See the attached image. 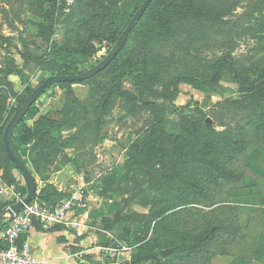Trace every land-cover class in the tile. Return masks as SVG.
<instances>
[{
  "label": "rangeland",
  "instance_id": "1",
  "mask_svg": "<svg viewBox=\"0 0 264 264\" xmlns=\"http://www.w3.org/2000/svg\"><path fill=\"white\" fill-rule=\"evenodd\" d=\"M143 2L0 0V133L28 90L66 64L62 49L94 50L76 62L80 73L91 70ZM161 7L125 49L134 62L125 78L107 70L53 87L26 121L35 136L22 142L18 129L13 137L39 188L51 182L70 193L81 185L87 211L104 216L88 220L86 236L95 233L94 245L107 251L75 247L82 264H220V251L244 258L246 233L251 240L260 226L264 0H161ZM155 142L165 153L154 151ZM216 147L220 165L203 181L197 161L209 167ZM149 149L154 155L145 157ZM60 162L67 168L53 171ZM80 176L96 181L84 186ZM26 195L0 140V213ZM181 198L189 205L176 209ZM214 226V239L194 251L196 237Z\"/></svg>",
  "mask_w": 264,
  "mask_h": 264
},
{
  "label": "trees",
  "instance_id": "2",
  "mask_svg": "<svg viewBox=\"0 0 264 264\" xmlns=\"http://www.w3.org/2000/svg\"><path fill=\"white\" fill-rule=\"evenodd\" d=\"M145 1V0H144ZM144 3V2H143ZM142 3V4H143ZM142 6V5H141ZM140 6V7H141ZM162 7H161V0H153L152 1V3L149 5V7L147 8V10H146V12L144 13V15H143V17L137 22V24H136V26H135V28L131 31V33L129 34V37H128V40H127V43H126V45H125V47L123 48V50L119 53V55L112 61V63L103 71V72H105V71H107V70H110V71H112L113 73H115V72H117L118 70H120V72L118 73V75H119V77L120 78H125L126 76H127V74H128V70H130V69H132L133 68V66H134V62H133V60H132V58H130V57H128V56H126L125 54H124V51H125V49L127 48V46H128V44H129V42L133 39V37H134V35L137 33V28H138V26L141 24V22H143L144 20H145V18L148 16V15H152L153 16V14H155V13H157V12H160ZM138 11V10H137ZM132 20V19H131ZM130 23V22H129ZM129 23L127 24V25H125L124 27H123V30L121 31V33H120V36L122 35V33L125 31V29L127 28V26L129 25ZM120 38V37H119ZM119 40V39H118ZM118 40H116L115 41V44L117 43V41ZM63 51H62V54L63 55H65V58H66V64L65 65H63V66H61L60 68H59V73L56 75V76H78V75H81V74H84L85 72H83V73H80L79 71H78V67H77V65H76V62L77 61H79V60H81L87 53H89V54H93V51L94 50H92V51H89V50H81V51H71V50H66V49H62ZM111 50H112V48H110L109 50H108V52H107V55L111 52ZM106 57V56H105ZM104 57V58H105ZM103 58V59H104ZM101 62V61H100ZM224 64H222V66H223ZM94 67H96V66H94ZM94 67H92V68H94ZM91 68V69H92ZM103 72H101L100 74H102ZM100 74H98L96 77H98V76H100ZM96 77H94V78H96ZM93 78V79H94ZM92 80V79H91ZM89 81V80H88ZM86 82V81H85ZM82 83H84V82H82ZM77 84H81L80 82H75V83H60V84H54V85H52L49 89H47L46 91H45V93L48 91V90H50V89H52L53 87H61V88H64V87H66V86H71V85H77ZM31 94L34 92V90H31V89H29L28 90ZM44 93V94H45ZM43 94V95H44ZM247 96V98H250V95H246ZM24 104V102H22V104H21V106ZM20 106V107H21ZM20 107H18L16 110H15V112H17L18 110H19V108ZM37 113H39V109L37 108V106H36V103L32 106V108L30 109V111H29V113L27 114V116L22 120V122L20 123V125H19V127L17 128V130L18 129H21L22 130V136H21V141L22 142H28L29 141V139L31 138V137H34L35 136V129H33V128H31V127H29V126H27V124H26V121H27V119H30V118H32L35 114H37ZM11 119H12V117L11 118H9V120H7V121H5V123H4V126L2 127V129H1V133H0V140H1V143H2V145H3V147H4V142H3V136H4V132H5V130H6V128H7V126H8V124H9V122L11 121ZM37 132V131H36ZM162 134H164V133H162ZM164 135H166V134H164ZM157 138V137H156ZM185 142L187 143V140H185ZM157 143V144H156ZM11 144H12V149L14 150V152H15V154L20 158V156H19V154L17 153V151H16V149H15V146H14V143H13V139H12V142H11ZM137 149H138V147H139V144H135L134 145ZM135 147H133V148H135ZM154 147V151H158L159 149H162V151L165 153V151H166V148L163 146V144H160V142H155V145L153 146ZM4 149H5V147H4ZM150 149H152L153 150V148H150ZM150 149L148 150V151H146L145 153H143L144 154V156L145 157H152L154 154H152L151 152H150ZM158 149V150H157ZM216 150H217V147L216 148H213L212 150H211V152L208 154L209 155V157H211V160L208 162L209 163V167H207V165L205 164V162L204 161H202V160H199V161H197L199 164H200V166H201V164H204V166H205V170H203V172H202V174L200 175V176H202V178H203V181H206V179H209V178H213V175L211 174V172H212V168L214 167V166H218V165H220V163H215L214 162V157H215V152H216ZM5 152H6V150H5ZM141 153V152H140ZM163 153V154H164ZM163 154H162V157H163ZM6 155H7V152H6ZM167 155V154H166ZM7 157H8V155H7ZM9 158V157H8ZM21 159V158H20ZM147 159H149V158H147ZM213 160V161H212ZM9 161L13 164V166H14V168L15 169H17L16 168V166H15V164L11 161V159L9 158ZM24 162V161H23ZM25 163V162H24ZM26 164V163H25ZM27 165V164H26ZM139 165H141V164H139ZM29 168V167H28ZM176 172H175V174L176 175H179V174H181V172H180V169H179V167H175V169H174ZM229 170L227 169V170H225L224 171V175H229ZM186 185H187V188L189 189V188H193V189H195L197 192L200 190V186L198 185V183L197 184H195V183H192V184H190L189 182H187L186 183ZM27 188V187H26ZM66 195H67V193L66 192H62V191H58L57 190V188L55 187V186H53V185H48V186H45L43 189H41L39 192H38V189H37V194H36V197H35V199H34V201H36V202H38L39 204H41V205H47V206H54V205H56L60 200H62L64 197H66ZM184 195H189V192H187V193H183L182 195H181V197L182 196H184ZM190 195H194V193H191L190 192ZM181 200V202L179 203V202H177V203H179V206H177L176 207V209H178V208H185V207H187V205H189V204H187L188 202H184V200L181 198L180 199ZM171 203V202H170ZM15 204V203H14ZM13 204H11V206H12ZM166 212V211H165ZM164 212V213H165ZM3 213V212H2ZM1 214V213H0ZM2 226H4V223H2ZM216 232H217V227H213V228H211L207 233H205L204 235H199V236H197L196 237V243L195 244H193V250L195 251V249H196V251H197V248L198 249H200V245L202 244V243H204V242H208V241H210L211 239L213 240L214 239V236H215V234H216ZM3 248H5V245L0 241V250H2ZM196 253V252H195ZM223 252L222 251H220L219 252V254H222ZM197 254V253H196ZM145 259H147V258H145Z\"/></svg>",
  "mask_w": 264,
  "mask_h": 264
},
{
  "label": "built area",
  "instance_id": "3",
  "mask_svg": "<svg viewBox=\"0 0 264 264\" xmlns=\"http://www.w3.org/2000/svg\"><path fill=\"white\" fill-rule=\"evenodd\" d=\"M80 187L73 188L54 206L32 201L17 215L4 221V226L0 227V241L5 248L0 250V264H36L31 246L24 240L35 225L45 230L62 227L76 236H85L89 232V202L88 195ZM22 200L20 198L17 202ZM98 250L107 251L105 247Z\"/></svg>",
  "mask_w": 264,
  "mask_h": 264
},
{
  "label": "crops",
  "instance_id": "4",
  "mask_svg": "<svg viewBox=\"0 0 264 264\" xmlns=\"http://www.w3.org/2000/svg\"><path fill=\"white\" fill-rule=\"evenodd\" d=\"M65 166L67 168V165L61 162L56 163V166L54 167L53 171H60L61 169L63 170ZM84 178L80 176L76 179V181L78 183L82 182L81 184L84 186H90L96 181V179H94L92 182H90ZM48 185L53 184L49 182ZM45 186L46 185H44L43 188ZM53 186L57 188L56 185ZM64 186L65 185H62L59 189L57 188V190L66 191L64 190ZM43 188L38 187V192ZM260 196L261 197H258L259 202H257L258 204H256V206H260L262 209L260 213V226L253 233V237L250 238L251 240H248L249 237H247L246 233L245 245L247 249L246 251H248V253L244 256V258L240 257L238 259L229 258L226 256V254H220V256H222L220 257L221 260H219L220 264H264V197L262 195V192ZM14 203H16V201L11 204ZM11 204H9L8 206H11ZM100 215L101 213L95 212L93 210L89 211V222L90 220L97 222L99 218L102 219L104 217H101ZM85 236L80 241V244L77 245L75 244L74 239L78 236L76 237V234L74 232H71L62 227H56L51 230H45L41 226L35 225L32 230L27 234V236L24 237V240L28 242V244L31 246L32 254L34 256L36 264H82L76 260V257L78 256L75 253V247L82 248L86 250L88 254H92L93 248H97L94 243H96L99 238L97 235H95V233L90 234L89 237ZM227 258L229 259L227 260ZM217 262L218 260L214 258L213 264H217Z\"/></svg>",
  "mask_w": 264,
  "mask_h": 264
},
{
  "label": "water",
  "instance_id": "5",
  "mask_svg": "<svg viewBox=\"0 0 264 264\" xmlns=\"http://www.w3.org/2000/svg\"><path fill=\"white\" fill-rule=\"evenodd\" d=\"M152 1L153 0L144 1L142 6L133 16L132 20L130 21L125 31L120 36L114 48L101 63H99L96 67L92 68L91 70L85 72L84 74L78 76L49 77L38 88L34 90V92L26 99L24 104L19 108V110L14 115V117L11 119L4 132V136H3L4 147L8 157L15 164L17 170L22 175L25 181L27 187V195L22 201L13 204L9 208H7L3 213L0 214V227L2 223L6 221L9 217H14L23 209L25 205H28L29 203L34 201L37 194L38 185L33 173L28 168V166L23 162V160L20 159L12 149V144H11L12 139L22 120L27 116L32 106L38 101L40 97L43 96L45 91L49 89L52 85L60 84V83H75V82L82 83L93 79L98 74L103 72L123 50V48L127 43L129 34L135 28L137 22L143 17L144 13L146 12L147 8L152 3Z\"/></svg>",
  "mask_w": 264,
  "mask_h": 264
}]
</instances>
